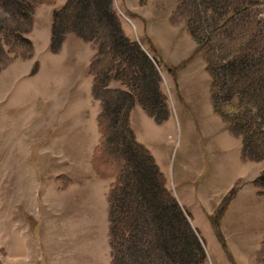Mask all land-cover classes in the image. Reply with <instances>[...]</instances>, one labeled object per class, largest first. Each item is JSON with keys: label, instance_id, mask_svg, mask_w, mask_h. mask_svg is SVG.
<instances>
[{"label": "rangeland", "instance_id": "374dc122", "mask_svg": "<svg viewBox=\"0 0 264 264\" xmlns=\"http://www.w3.org/2000/svg\"><path fill=\"white\" fill-rule=\"evenodd\" d=\"M33 1L36 3L33 2V9L27 10L32 16V25L30 30L25 31L23 34L31 44H25L17 43L11 38L13 37L12 29L16 27V23L11 18L16 16L17 13L23 17H27V15L23 11L21 14V10L9 7L0 0V33H2L6 42L2 46L5 53L3 60L5 57L6 60H2V63H0V71L3 70L0 73V264H108L111 262L108 244V205L106 203L103 210L105 204L103 201H105L109 185L113 180V173L120 166V161L111 160L105 165L98 164L99 173L106 174L105 178L109 179L106 180L103 201H100L96 196L90 202L94 208L87 210L85 208L87 200L80 198L81 195L78 192L70 190L74 183L70 184L68 178L74 180L71 176L75 177V174L72 172L65 173L66 168L64 166L68 162L65 159L61 161L57 159L60 163H63V166L58 162L56 166L55 162L40 157L37 142L39 123L34 120L37 113L40 112L48 117L49 111L45 112L43 101L48 106L50 97L54 95L52 91L54 90L55 80L61 79V74L57 75L52 70L55 63L49 57L54 58L50 54L58 52L62 44L56 52H52L50 50V38L53 14L64 5L66 0ZM177 1L118 0L115 2L113 0L112 4L119 20L121 18L127 28H130V32L134 34V38L133 36L128 37L136 39L141 44L143 51L152 59H155H153V63L160 76L163 74L166 77V79H162L161 76L160 88L161 90L166 88V93L170 97V100L167 99L169 100L168 106L172 110L175 121H177L174 129L168 131L165 135L168 140L167 145L171 148L169 155L170 168L176 163L186 131H188V126L181 119V115L183 113L192 116L193 114L200 115L197 120L198 126L193 127V137L200 142L206 166L202 178L208 180L207 185L212 183L207 189V194L211 195V193L219 190L221 186H224L229 177L241 172V166L238 167L235 159V154L237 156L240 150L241 138L240 136L232 137L236 135L232 134L228 130L226 122L214 113L217 118L223 121V130L225 131H223V134L218 133V131L215 134L212 132L216 125L210 116L213 112L208 99L210 78L205 68L204 58L196 50V42L188 34L184 18L181 16L174 18L172 16ZM259 1H261V5L258 12L264 18V0ZM131 3L135 6L134 12L130 13L121 7L128 4V8H131ZM137 17L140 18L138 25L136 24ZM24 22L26 23V20ZM25 23L22 24L23 29L26 28ZM138 26H141V28ZM67 34H69L67 44L69 41L72 44L76 37L77 41L80 40L83 45H86L85 47H89L86 48V53L90 49L87 68L88 74L91 76V95L98 102L101 109L100 100L92 94L93 77L89 72V63L96 52V45L84 41L74 33ZM67 34L64 36V40H66ZM34 41L38 42L37 51L39 53L35 57ZM70 48H75V46ZM38 56L43 62L41 74L37 73L35 76H31L33 74L30 71L34 63H36L34 74L38 71V62L34 59ZM29 58H31L30 66L25 76L30 75L29 80L32 79V83L36 80L38 82L32 85L33 87L28 93L31 129H28L30 135H24L17 129V122H15L16 118L20 116L22 108H14L19 99L18 81L11 71L12 65L17 64L22 67ZM46 58L49 59L44 64ZM129 62L123 65L131 71L132 68L134 69L132 64L138 62V59H130ZM99 65L108 68L110 56H104L99 61ZM62 74L66 75L63 80L71 75L68 73ZM126 77L127 86L116 80L110 82L109 87L114 92L113 96H116L115 90L117 89H127L129 87L132 92L136 77L131 72ZM43 84H46V87H43ZM177 85L185 95L186 101L180 98V95V99H178L175 92L173 93ZM216 93H219V90ZM126 104L127 99L120 100L117 103L119 107L115 112V127L124 117ZM181 104L183 108H181ZM134 105L139 104L135 103ZM227 131L232 136L228 134V138H226L225 133ZM54 133L55 129L52 128L50 136L47 137L48 142L51 139L53 140L54 136L52 135ZM98 135H100L99 130ZM22 138H25L24 141L28 146L32 145L31 148L27 147L28 151H25L26 155H29L28 161L32 167L25 166L23 162H21L23 168L8 167L15 162L14 155L18 153ZM24 146L26 147V144ZM93 155L94 153L90 156V160H86L85 164L86 167H92L95 170L96 166L92 162ZM185 160L190 164L195 163L193 158H185ZM80 162V165H82L83 162ZM253 162L256 163H251L250 169L244 175L256 177L264 171V158ZM39 163L42 165L41 167H39ZM80 169L83 168L77 167L76 172ZM97 175L100 178L101 175ZM34 179L36 181H33ZM37 180H39L40 185L36 187L35 182L37 183ZM252 180L251 183L253 184ZM240 184L241 181L238 180L230 189L234 186H237L238 189ZM253 186L258 192V188L254 184ZM52 187H55L57 192L50 194L51 192H48L54 190ZM37 191L39 195L35 197ZM46 193L48 194L46 195ZM257 195L254 197L251 192L248 194L244 190L237 200L232 202L233 206L227 205L228 202L223 210H219V212L217 211L218 206L210 217L213 243L207 239L205 233L198 234L202 239L205 251V257L201 264H260V248L264 239V195ZM44 198L49 199L43 200ZM246 199H248L247 204ZM37 208L39 209L38 218L35 210ZM213 221L218 224L222 241L215 234ZM13 258L18 261L13 263ZM23 260L27 262L25 263Z\"/></svg>", "mask_w": 264, "mask_h": 264}, {"label": "trees", "instance_id": "16d2710c", "mask_svg": "<svg viewBox=\"0 0 264 264\" xmlns=\"http://www.w3.org/2000/svg\"><path fill=\"white\" fill-rule=\"evenodd\" d=\"M2 1L27 15L12 16L16 27L11 38L31 44L23 34L31 28L32 16L27 10L33 9L34 1ZM112 1L66 0L53 14L50 38L52 52L60 48L67 33L96 45L89 72L93 77L92 94L100 100L101 109L96 117L100 135L92 162L96 173L106 177L99 173L98 164L120 161L106 196L111 257L108 264H201L205 257L203 242L190 223L189 213L168 189L164 174L151 153L135 139L128 122L135 103L156 123L167 120L170 109L160 88L161 76L154 58L143 51L136 39L125 35ZM260 5L259 0H178L172 14L174 18H184L188 34L205 60L213 113L226 122L232 134L240 136L243 161L264 158V18L258 12ZM5 44L0 33V63ZM104 56H110L108 68L98 66ZM130 59H138L131 71L123 65ZM35 67L36 63L31 74ZM129 72L136 77L132 92L129 87L117 89L113 96L110 82L116 80L127 86ZM123 99H127L124 117L115 127L117 103ZM252 182L257 193L264 195V171ZM236 189L232 187L224 196L218 212ZM214 230L222 241L216 222ZM260 256V264H264V239Z\"/></svg>", "mask_w": 264, "mask_h": 264}, {"label": "crops", "instance_id": "0c3cea01", "mask_svg": "<svg viewBox=\"0 0 264 264\" xmlns=\"http://www.w3.org/2000/svg\"><path fill=\"white\" fill-rule=\"evenodd\" d=\"M114 1L116 2L118 0ZM128 6V4H125V6L121 7L125 10H128L130 13L134 12V4H130L131 8H128ZM139 22L140 18L137 17L136 24L138 25ZM120 24L124 33L127 36H133L134 38V34L130 32V28H127L126 24L121 20V18ZM138 27L141 28V26ZM68 35L69 34H67L65 38L66 40L62 42L60 50L56 53L50 54L51 56L53 55L54 58L49 57L51 60L53 59L55 63V65L52 67V70H54L57 75L60 73L61 79L55 80L54 90L52 91L54 95L50 97L48 106L43 101L45 112L49 111L48 117L46 114H42L40 112L37 113L34 121L39 123V137L37 138V142L40 157L50 160L53 163L55 162L56 166L57 162L60 163L59 160L61 161L65 159L68 162L64 166V168H66L65 173L72 172L75 174V177L71 176V178L74 180L68 178V180H70V184L74 183L70 190L72 192H78V194L81 195L80 198L86 199L87 203L85 208L90 210L94 208V206L90 203L91 199L98 196L99 200L103 201L106 180L109 179L101 176L99 178L95 170L92 167H86L85 164L87 159L90 160V156L93 154L92 152L94 147L98 143L99 135L96 117L100 111V105L91 95V76L88 74L87 68L90 49L88 50V53H86V48L89 47H85L86 45H83L82 41V43L80 40L77 41L76 37L75 41H72V44L70 41L67 44V37H69ZM34 45L35 57L36 54L39 55L37 51L38 42L34 41ZM71 46H75V48H70ZM49 58H46L44 64L48 62ZM30 59L31 58L27 59L25 61V65H22V67H20L21 65L17 64L12 65L11 71L12 75L18 81L17 90L19 99L14 105V108H22V110H20L21 114L18 118H16L15 122H17V129L24 135L29 134L28 129H31V114H29L31 111L28 106V101L30 98L28 97V93L33 87L32 85H35L37 84L36 82H38L36 80L32 83V79L29 80L30 75L25 76L30 66ZM34 59H36V62H38V71L35 74L33 73L31 76H35L37 73L41 74V66L43 63L39 56ZM1 72H3V70L0 71V73ZM62 73H68L71 75L66 80H63L66 75ZM161 76L162 79H166L163 74H161ZM43 87H46V84H43ZM162 91L166 94L167 99L170 100L168 93H166V88H162ZM174 92L178 99L183 98L186 101L185 95L179 89V85H177V88L174 89L173 93ZM181 108H183L182 104ZM198 116L200 117L199 114H193L192 116L188 113H183V115H181V119L188 126V131H186L183 143L181 145V150L178 153V158L176 163L172 165V168L169 166V155L171 148L168 147V140L165 138L166 133L168 131H172L174 129L175 123L177 122L175 121L172 110H170L168 119L162 123H156L153 118L150 117L139 105H134L132 107L128 117L129 124L133 130L135 139L144 145L153 156L154 161L165 176L166 186L172 192L180 206H182V208H184L189 213L190 223L193 228L196 229L198 233H205L207 239L213 243L211 236L213 229L210 217L212 214H214L220 205L222 198L228 192L230 187L234 185L236 181H241L240 187L237 189L234 197L227 205L233 206L232 202L237 200L238 196L244 190H246L248 194L251 192L254 197H256L258 194L256 188L251 183V180L255 176L244 175L245 172L250 169V164L256 162L250 160L243 161L240 159V142V150L237 156L235 154V159L238 167L241 166V172L229 177L228 180L226 179L227 181L225 182L224 186H221L219 190L211 193V195L207 194V189L212 185V183L207 185L208 180L202 178V175L206 169L205 161L202 155L203 153L200 147V142L197 138L194 139L193 137V127L198 126ZM210 116L216 125V128L212 132L215 134L218 131V133L223 134V131H225L223 130V121L217 118L213 112L210 114ZM52 128L55 129V133L52 135L54 138L48 142L47 137L50 136ZM228 134L229 136H232L227 131L225 133L226 138H228ZM204 135L206 136L205 132ZM232 137L236 138L238 136ZM24 139L25 138H22L20 140L21 146L18 149V153L14 155V164H10L8 167L23 168L21 167V162H23L25 166L28 165L29 167H32L28 161L29 155H26L25 153V151H28V148H31L32 145L28 146ZM24 144H26V147ZM185 158H193L195 163L190 164L189 162H186ZM79 160L83 162L82 165H80L81 162ZM60 165L63 166V163H60ZM41 166L42 165L39 163V167ZM77 167H82L83 169H80L78 172H76ZM75 179L77 180L76 182ZM33 181L36 180L34 179ZM220 181L222 182L221 178ZM35 184L36 187L39 186V180H37V183L35 182ZM52 188L54 190L49 189L51 191L48 193L51 192L50 194H53L54 192H57L55 187ZM48 193H46V195ZM38 195L39 192L37 191L35 193V197ZM48 199L49 198H44L43 200ZM247 201L248 199H246V204ZM103 202L105 203L103 208L104 210L107 203L106 198ZM35 210L37 211L36 217L38 218L39 209L37 208ZM39 258L41 259V257ZM16 261L18 260L13 258L12 262L14 263ZM23 262L26 263L27 261L23 260Z\"/></svg>", "mask_w": 264, "mask_h": 264}]
</instances>
